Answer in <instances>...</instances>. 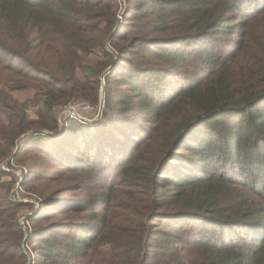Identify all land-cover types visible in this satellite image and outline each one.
Returning <instances> with one entry per match:
<instances>
[{"label": "trees", "instance_id": "trees-1", "mask_svg": "<svg viewBox=\"0 0 264 264\" xmlns=\"http://www.w3.org/2000/svg\"><path fill=\"white\" fill-rule=\"evenodd\" d=\"M123 1L0 0V264H264V0Z\"/></svg>", "mask_w": 264, "mask_h": 264}, {"label": "rangeland", "instance_id": "rangeland-1", "mask_svg": "<svg viewBox=\"0 0 264 264\" xmlns=\"http://www.w3.org/2000/svg\"><path fill=\"white\" fill-rule=\"evenodd\" d=\"M122 2H123V5H125L123 0H122ZM124 12H125V8H123L121 10L120 15H118V19L120 21L122 20ZM106 70H104L103 72H105ZM99 79L101 81V85H103L104 84L103 77H100ZM14 86H16V85H14ZM10 93L12 94L13 97H15L18 100V103H20V104L25 103V105H27V115H28L29 119L38 120L40 118V115H43L45 113V105L43 102V100L45 99V95L42 92H39V91L35 90L34 88L30 87V88H24V89L16 88L15 90L10 91ZM80 99L86 101L91 106V109H92L91 111L84 113L83 119L80 121L87 124V125L94 126L100 120L101 114L104 110V106H103L104 105V92H103L102 87L100 88V92L98 94V99H97L96 103H92L90 100L85 99V98L82 99V97L77 98L76 100H80ZM73 101H75V100H73ZM73 104L74 103H70V105H68V106H64V107L58 106L55 108V111L59 110L58 114H57V118H56L57 125H58L57 131L52 132V131H50L46 128H43V127H40L41 129H39V130H37V129H35V130H37L38 132H42L45 135H48L49 137H52V138L58 137L60 134H62V130H65V128L67 129V126L65 125V123L67 120H69L71 118H68L67 115H65V114H66V111L70 112L68 109H70V106H74ZM28 132H30V131H28ZM32 132H34V131H32ZM3 168L7 172L10 171V169H8L6 167H3ZM11 171L17 176L16 183L13 186L14 188L11 191V197L13 199H15L16 201H21L23 198L21 195L25 194V192L23 190H19V187L21 186L20 182L24 181V174H22V172H23L22 168L19 166L15 167ZM4 180H6V178H4ZM26 196H30V195H26ZM25 199L33 201V199H31V198H25ZM27 212L28 211H26V210H24V211L22 210L20 212V215H22L19 218L20 223L23 222V218L26 216ZM22 248H23L24 252H27L28 246L25 242L22 244ZM31 261H32V256H29L28 260L26 261L25 264H31L32 263Z\"/></svg>", "mask_w": 264, "mask_h": 264}, {"label": "built area", "instance_id": "built-area-1", "mask_svg": "<svg viewBox=\"0 0 264 264\" xmlns=\"http://www.w3.org/2000/svg\"><path fill=\"white\" fill-rule=\"evenodd\" d=\"M72 103H74V106H70V109H68L70 112L66 111L65 114L68 118L82 120L83 114L92 110L91 106L84 100H75Z\"/></svg>", "mask_w": 264, "mask_h": 264}, {"label": "water", "instance_id": "water-1", "mask_svg": "<svg viewBox=\"0 0 264 264\" xmlns=\"http://www.w3.org/2000/svg\"><path fill=\"white\" fill-rule=\"evenodd\" d=\"M14 154V153H13Z\"/></svg>", "mask_w": 264, "mask_h": 264}]
</instances>
